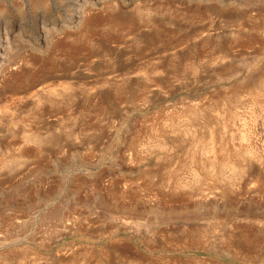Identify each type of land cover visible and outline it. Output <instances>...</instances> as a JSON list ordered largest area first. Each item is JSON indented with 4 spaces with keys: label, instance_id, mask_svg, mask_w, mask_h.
<instances>
[{
    "label": "rangeland",
    "instance_id": "obj_1",
    "mask_svg": "<svg viewBox=\"0 0 264 264\" xmlns=\"http://www.w3.org/2000/svg\"><path fill=\"white\" fill-rule=\"evenodd\" d=\"M117 1L0 0V264H264V0Z\"/></svg>",
    "mask_w": 264,
    "mask_h": 264
},
{
    "label": "bare ground",
    "instance_id": "obj_2",
    "mask_svg": "<svg viewBox=\"0 0 264 264\" xmlns=\"http://www.w3.org/2000/svg\"><path fill=\"white\" fill-rule=\"evenodd\" d=\"M95 1V0H94ZM112 1V0H111ZM115 1H117V0H115ZM123 1H125V0H123ZM200 0H198V2H199ZM204 1V0H203ZM210 5H208L207 6V8H211L212 7V5L214 4V2L216 1V2H218V3H221L222 2V0H206ZM118 2V1H117ZM115 3V2H114ZM120 3V2H119ZM201 3V2H200ZM140 6V5H139ZM142 6V5H141ZM145 6V5H144ZM136 9H137V6L135 7ZM149 8V7H148ZM147 8V9H148ZM146 9V8H145ZM137 10H139V9H137ZM141 10V9H140ZM145 11H147V10H145ZM55 25H53L52 27H54ZM3 31H5V30H3ZM44 31V30H43ZM203 32V31H202ZM8 35V34H7ZM6 40H8L7 39V37H6ZM217 57V56H216ZM214 59H216L215 57H214ZM221 59V58H220ZM203 61V60H202ZM216 61V60H215ZM214 61V62H215ZM201 62V61H200ZM213 61H211V63H214ZM248 62H250V61H248ZM210 63V62H209ZM245 63V62H244ZM242 64V63H241ZM201 65V64H200ZM221 65V64H220ZM45 87L43 86V88L42 89H44ZM46 91V90H45ZM49 93H50V91L49 90H47ZM211 124V123H210ZM30 134V133H29ZM209 135V134H208ZM29 136V135H28ZM209 137H210V135H209ZM211 138V137H210ZM207 140V139H206ZM206 145V144H205ZM205 148V147H204ZM210 150V149H209ZM225 150V149H224ZM225 157V156H224ZM216 158V157H215ZM225 160V159H224ZM230 160V159H229ZM225 163V162H224ZM227 163V162H226ZM228 164V163H227ZM234 164V163H233ZM223 165V164H222ZM232 165V164H231ZM233 168V167H232ZM234 170V169H233ZM213 173V172H212ZM211 173V174H212ZM202 181V180H201ZM202 184V183H201ZM199 186H201V185H199ZM198 189V188H197Z\"/></svg>",
    "mask_w": 264,
    "mask_h": 264
}]
</instances>
